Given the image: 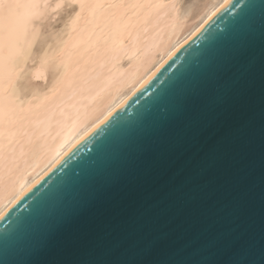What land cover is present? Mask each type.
I'll use <instances>...</instances> for the list:
<instances>
[{
	"label": "snow or ice",
	"instance_id": "snow-or-ice-1",
	"mask_svg": "<svg viewBox=\"0 0 264 264\" xmlns=\"http://www.w3.org/2000/svg\"><path fill=\"white\" fill-rule=\"evenodd\" d=\"M233 9L149 100L11 218L0 247L32 254L94 237L84 264H264V230L259 243L249 236L246 180L230 161L248 126L239 101L257 74L264 83V0ZM216 221L226 226L200 244L187 239Z\"/></svg>",
	"mask_w": 264,
	"mask_h": 264
},
{
	"label": "bare ground",
	"instance_id": "bare-ground-1",
	"mask_svg": "<svg viewBox=\"0 0 264 264\" xmlns=\"http://www.w3.org/2000/svg\"><path fill=\"white\" fill-rule=\"evenodd\" d=\"M65 1L63 26L31 60V77L50 67V79L19 87L37 20ZM226 1L0 0V216Z\"/></svg>",
	"mask_w": 264,
	"mask_h": 264
},
{
	"label": "water",
	"instance_id": "water-1",
	"mask_svg": "<svg viewBox=\"0 0 264 264\" xmlns=\"http://www.w3.org/2000/svg\"><path fill=\"white\" fill-rule=\"evenodd\" d=\"M237 0H227L186 42L181 44L169 58L158 67L149 78L122 104L108 115L95 128L87 133L42 179L31 187L9 209L0 216V234L11 226V218L25 212L38 191H43L61 176L70 165L90 152L96 139L113 122L128 117L159 90L164 81L174 73L190 53L198 49L206 35L221 24L222 19L231 16ZM244 118L248 121L242 141L235 144L230 161L238 166L245 177L248 190L247 224L250 237L259 243L264 230V83L257 74L255 80L239 101ZM215 169L209 178H216ZM223 221L209 225L207 231L194 228L187 239L193 245L200 244L215 230L225 227ZM94 237H85L73 245L52 244L36 253H20L13 249L5 251L0 247V264H84L89 258ZM141 260L139 256L130 257Z\"/></svg>",
	"mask_w": 264,
	"mask_h": 264
},
{
	"label": "rangeland",
	"instance_id": "rangeland-1",
	"mask_svg": "<svg viewBox=\"0 0 264 264\" xmlns=\"http://www.w3.org/2000/svg\"><path fill=\"white\" fill-rule=\"evenodd\" d=\"M194 1L196 2V0H189V1L182 0V4L185 7H188L190 4L195 3ZM72 6L73 5H70L69 3H67V1H65L60 7H58L60 8L58 11L54 12L55 11L54 10L52 13L47 12L44 14L46 16L43 15L41 19L37 20L36 25L38 26V32L36 33L34 38H32L31 42L29 43V48H26L25 51L22 52L21 54L22 56L20 55L19 57L20 59L25 60L24 68L22 69L21 75L16 82L17 85H19V87L29 88L34 85L43 86L50 79L51 72H52L50 67L47 68L45 81L35 80L34 78H32L30 75V72L33 67L32 65H34L35 63L34 62L35 60L34 61H31V60L36 59L40 55V53H42L45 50L49 42L54 39L53 35H55V33L57 35L58 29H60L63 26L64 19L67 16V14L70 12V10L72 9ZM25 68L27 69V71L25 70ZM25 71L28 73H26Z\"/></svg>",
	"mask_w": 264,
	"mask_h": 264
}]
</instances>
